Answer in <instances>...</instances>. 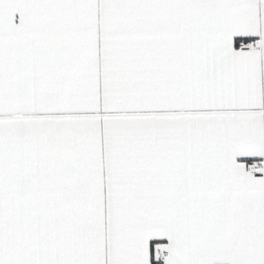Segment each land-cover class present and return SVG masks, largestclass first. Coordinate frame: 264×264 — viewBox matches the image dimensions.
I'll list each match as a JSON object with an SVG mask.
<instances>
[{
	"label": "snow or ice",
	"instance_id": "1",
	"mask_svg": "<svg viewBox=\"0 0 264 264\" xmlns=\"http://www.w3.org/2000/svg\"><path fill=\"white\" fill-rule=\"evenodd\" d=\"M0 264H264V0H0Z\"/></svg>",
	"mask_w": 264,
	"mask_h": 264
}]
</instances>
